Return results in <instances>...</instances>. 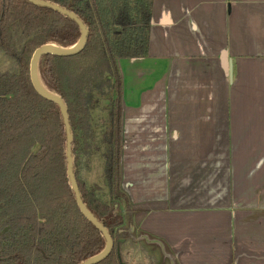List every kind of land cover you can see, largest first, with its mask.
I'll use <instances>...</instances> for the list:
<instances>
[{
    "label": "crops",
    "instance_id": "1",
    "mask_svg": "<svg viewBox=\"0 0 264 264\" xmlns=\"http://www.w3.org/2000/svg\"><path fill=\"white\" fill-rule=\"evenodd\" d=\"M151 14L147 56L120 60L134 230L165 264H264V0H154Z\"/></svg>",
    "mask_w": 264,
    "mask_h": 264
},
{
    "label": "trees",
    "instance_id": "2",
    "mask_svg": "<svg viewBox=\"0 0 264 264\" xmlns=\"http://www.w3.org/2000/svg\"><path fill=\"white\" fill-rule=\"evenodd\" d=\"M42 1L70 10L87 28L80 53L43 56L37 72L43 88L67 107L80 197L113 240L110 255L97 264H139L130 258L134 253L140 258L142 251L125 241L131 216L119 213L121 206L126 211L128 199L119 177L122 87L117 62L147 56L154 0ZM80 36L72 19L52 9L0 0V264H81L105 247L101 232L80 214L67 179L60 109L32 89L28 72L34 49L47 44L69 48ZM97 102L108 118L101 136L103 188L86 177L96 148L91 121Z\"/></svg>",
    "mask_w": 264,
    "mask_h": 264
},
{
    "label": "water",
    "instance_id": "3",
    "mask_svg": "<svg viewBox=\"0 0 264 264\" xmlns=\"http://www.w3.org/2000/svg\"><path fill=\"white\" fill-rule=\"evenodd\" d=\"M30 4H33L35 6L43 7V8H48L52 9L53 11H56L60 15L64 17H69L72 19L79 28V33L81 34L79 40L77 41L76 44L70 46L69 48H61L55 45H43L40 46L36 49L33 50L32 56L29 61V67H28V72H29V77H30V83L32 86V89L36 91V93L43 98L44 100H47L49 102L55 103L61 112L63 124L65 125V131H66V152H65V157L67 161V167H66V175L67 179H69V185L72 190V193L74 194V197L76 198V205L78 207V210L81 215L85 217V219L94 226L96 230L101 232L102 236L104 237L105 240V247L102 252H100L97 255L92 256L88 260L82 262L81 264H97L104 259H106L109 255L110 252L112 251V246H113V240L109 233L105 230L103 225L101 224L100 221H98L93 214H90L88 210L86 209L76 183V179H74L73 175V161H72V134H71V129L70 125L68 122V111L67 107L65 106V103L63 100L56 94L48 92L46 89L43 88V86L40 83L39 80V75L37 72V65L41 57L43 56H58V57H69V56H74L80 53V51L84 48L86 41H87V28L83 25L81 20L75 16L73 12L70 10H66L60 6H57L50 1H42V0H26ZM104 105L108 103V100H104L102 102ZM106 182V181H105ZM132 230V227H129V231ZM156 243V242H154Z\"/></svg>",
    "mask_w": 264,
    "mask_h": 264
},
{
    "label": "rangeland",
    "instance_id": "4",
    "mask_svg": "<svg viewBox=\"0 0 264 264\" xmlns=\"http://www.w3.org/2000/svg\"><path fill=\"white\" fill-rule=\"evenodd\" d=\"M123 63H122V61L117 62V68L119 69V74H120L121 78H122L123 72H125V69L122 70ZM107 120H108V118L106 116L105 106H101L97 102L95 104L93 111H92V121H91V123L93 124V130H94V134H95V142H96L95 147L96 148H95L94 153L90 159L91 165H90L89 173L86 175V177L89 180H91V182L98 184V186H100L102 188H103V178H101V167H102L103 160L101 159V153L103 152V142L101 141V136L107 128V125H108ZM122 147H123V145H122ZM101 194L105 195V190L102 191ZM106 199H108V198L106 197ZM126 211L124 209V206H121L119 208V213H121L122 215L125 216L127 213H129V215L133 216L134 213L131 212L132 210L130 209V206H129V200L127 203ZM130 221H131L130 226L132 227V230L130 232V238L132 240L130 238H128L125 241L128 242L127 243L128 245H129V243L134 242L136 247H139L140 251H142V254H139L140 258H138L135 256V253L133 254L134 251L132 252L131 249H128L126 251L128 253V255H130V253H132L134 255L130 259L133 260L135 263H139V262H137V260L139 259V261H141L139 264H152V263L153 264H165V262H166L165 256L163 257V255L161 256L159 254L158 245L156 243H154L156 240L147 233L136 232L134 230L135 219L133 220V218H132V219H130ZM123 227L125 229L127 227L126 219H124V226ZM136 227H138V225H136ZM161 251H162V248H161ZM130 259H129V256H128V259L126 257L127 262Z\"/></svg>",
    "mask_w": 264,
    "mask_h": 264
}]
</instances>
